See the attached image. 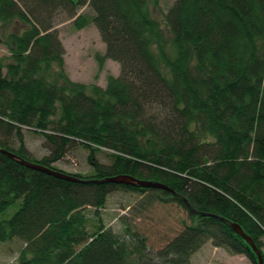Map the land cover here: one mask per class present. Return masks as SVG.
<instances>
[{
	"label": "trees",
	"instance_id": "trees-1",
	"mask_svg": "<svg viewBox=\"0 0 264 264\" xmlns=\"http://www.w3.org/2000/svg\"><path fill=\"white\" fill-rule=\"evenodd\" d=\"M85 6L93 16L77 14ZM156 8L157 0H0V24L23 26L0 38L12 61L0 59V149L79 180L0 152V242L25 243L18 264H190L208 241L257 264L230 223L264 264V0H175L163 26ZM58 11L76 30L97 28L106 47L99 66L110 59L120 68L105 87L66 75L52 30ZM23 127L47 139L51 156L26 155ZM77 145L91 175L52 167ZM117 176L173 193L97 182ZM116 191L155 193L184 208L190 225L149 250L123 219V234L104 225L101 209Z\"/></svg>",
	"mask_w": 264,
	"mask_h": 264
},
{
	"label": "rangeland",
	"instance_id": "rangeland-1",
	"mask_svg": "<svg viewBox=\"0 0 264 264\" xmlns=\"http://www.w3.org/2000/svg\"><path fill=\"white\" fill-rule=\"evenodd\" d=\"M174 1L157 0V8L153 10V16L162 23V26L163 15ZM77 14L93 16V12L87 6L80 9ZM52 23V30L56 31L64 48V71L71 81L85 85L95 84L103 88L108 75L114 77L119 75L118 63L107 59L101 67L98 64L97 56H103L106 47L95 25L88 23L83 29L76 30L73 27V19H68L62 11L56 13ZM22 28L23 26L16 21L8 26L0 24V38L2 34L4 38L11 32L20 33ZM0 59L4 64L12 62L10 53L1 40ZM5 71L3 69V73ZM20 137L24 143L26 155L31 160L34 159L32 161L51 156L52 145L41 134L23 127ZM8 143L15 150H18L20 146L18 139L14 136ZM87 155L88 151L77 145L69 149L60 161L53 163L52 167L65 173L91 175ZM96 158L103 164H109L110 159L104 152H98ZM15 211L16 208H10L8 215L11 216ZM101 216L104 225L115 233L123 234V222L131 226L146 239L147 246L152 251L161 249L176 237L183 229V225H190L188 213L184 208L173 202L159 201L155 193L141 196L133 192H113L109 195L105 207L101 209ZM25 247V243L18 239L0 242V264H18L20 254ZM190 264H251V262L242 255L230 253L227 249L216 248L211 241H208L193 254Z\"/></svg>",
	"mask_w": 264,
	"mask_h": 264
},
{
	"label": "water",
	"instance_id": "water-1",
	"mask_svg": "<svg viewBox=\"0 0 264 264\" xmlns=\"http://www.w3.org/2000/svg\"><path fill=\"white\" fill-rule=\"evenodd\" d=\"M0 152L6 154L11 159L17 160L20 164H22L23 166H25L29 169L41 171V172L47 173L51 176L61 178L64 180H68V181H74V182L79 181L78 179H76L70 175H67V174H64L62 172H58L56 170H52V169L46 168L44 166L34 164V163L28 162L26 160H23L21 158H18L16 155H14L10 152H7L5 150L0 149ZM97 182L98 183L111 182V183H116V184L139 186L140 188L161 189V190H165V191L173 193V190H171L170 188H168L166 185H164L162 183L147 181V180H138V179H135V178L129 177V176H117V177H112V178H105L102 180H98ZM230 226L232 227L233 231L237 235H239L242 239H244L246 241V243L249 245V247L252 249L253 253L255 254V256L257 258V264H263L262 255H261L260 251H258L256 246L254 245V243L250 239V237L247 236L237 224L230 223Z\"/></svg>",
	"mask_w": 264,
	"mask_h": 264
},
{
	"label": "crops",
	"instance_id": "crops-1",
	"mask_svg": "<svg viewBox=\"0 0 264 264\" xmlns=\"http://www.w3.org/2000/svg\"><path fill=\"white\" fill-rule=\"evenodd\" d=\"M214 251H217V250H214ZM192 261V260H191Z\"/></svg>",
	"mask_w": 264,
	"mask_h": 264
}]
</instances>
